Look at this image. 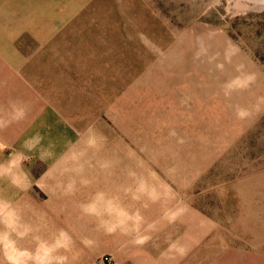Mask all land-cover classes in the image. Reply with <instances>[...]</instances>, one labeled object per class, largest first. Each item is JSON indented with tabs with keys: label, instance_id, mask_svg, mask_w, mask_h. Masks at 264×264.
Instances as JSON below:
<instances>
[{
	"label": "rangeland",
	"instance_id": "374dc122",
	"mask_svg": "<svg viewBox=\"0 0 264 264\" xmlns=\"http://www.w3.org/2000/svg\"><path fill=\"white\" fill-rule=\"evenodd\" d=\"M0 264H264V0H0Z\"/></svg>",
	"mask_w": 264,
	"mask_h": 264
}]
</instances>
